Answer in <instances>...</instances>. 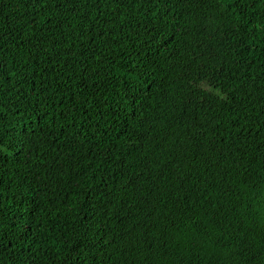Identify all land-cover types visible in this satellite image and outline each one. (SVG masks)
<instances>
[{
  "label": "trees",
  "instance_id": "trees-1",
  "mask_svg": "<svg viewBox=\"0 0 264 264\" xmlns=\"http://www.w3.org/2000/svg\"><path fill=\"white\" fill-rule=\"evenodd\" d=\"M0 264H264V0H0Z\"/></svg>",
  "mask_w": 264,
  "mask_h": 264
}]
</instances>
